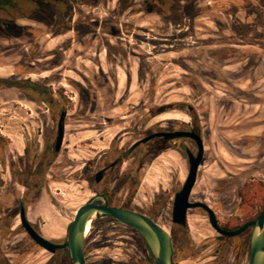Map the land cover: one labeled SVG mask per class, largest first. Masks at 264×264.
<instances>
[{
  "label": "rangeland",
  "instance_id": "obj_1",
  "mask_svg": "<svg viewBox=\"0 0 264 264\" xmlns=\"http://www.w3.org/2000/svg\"><path fill=\"white\" fill-rule=\"evenodd\" d=\"M51 5L15 11L16 27H0V78L30 75L49 84L52 104L67 105L61 151L40 156L51 119L44 124L36 108L42 104L14 101L17 90L0 87V264L51 263L54 256L17 230L18 202L41 230L54 220L65 238L76 209L93 195L86 177L103 162L98 156L124 150L147 155L141 189L127 204L169 231L175 264H247L250 228L220 236L200 208L187 211L184 225L172 222L187 171L175 144L184 141L155 140L153 156L150 144L131 143L189 124L192 107L209 139L190 200L205 198L226 229L262 211L264 0ZM124 160L125 168L131 160ZM83 253L86 264H158L134 229L106 218L93 220Z\"/></svg>",
  "mask_w": 264,
  "mask_h": 264
},
{
  "label": "flooded vegetation",
  "instance_id": "obj_2",
  "mask_svg": "<svg viewBox=\"0 0 264 264\" xmlns=\"http://www.w3.org/2000/svg\"><path fill=\"white\" fill-rule=\"evenodd\" d=\"M18 67H19V64L15 65L14 69H16ZM14 73H15L14 71H11L8 73V75H10V76L5 77L4 79L0 78V87L1 88H14L15 90H17V92L15 93L16 99L14 101H18V99L21 98L23 100L32 101L34 104H36V103L42 104V106L37 105L36 108H37L38 114L40 115L39 119H40V121L44 120V124H47L46 119H51L52 125H51L48 133H46L45 136L43 134L44 137L42 138L43 145H45L47 143L48 147H47V149H45V147H43V149L40 152V156L43 155L44 157H46V155H48V157H50L52 153L60 152L61 147L63 146V143H64V133H65L64 128H65V120H66V114H67V105H54V104H52V101H51L52 93H51L49 87H47L49 84H47V83L41 84L39 82H33V81L28 79L30 75H27V76H24L23 78H21L18 76H14ZM60 92H62V91H60ZM162 111L163 110H161L158 113H161ZM188 112L191 115L189 124L185 125V124L172 123L171 126H168L166 128L157 129L155 131H152L149 134L159 132V131H168V132L184 131V132H192V133H194V135L199 136V138L201 139V144L203 146V150H202V154H201V161H200L198 168H197L195 183L192 186V191H193L195 184H196V181H197L199 168L201 166L202 161L204 160V158L206 156L205 149L207 147H206L205 141L207 140V138H208L207 136H209V133L205 132L204 129L201 126H199L192 107L188 106ZM52 114H53V116H52ZM59 121L61 122V134H60L59 141L57 142ZM95 123H97L96 127L101 126V125L98 126L99 121L93 122V125ZM149 134H146L143 137H140V138L134 140L131 143V147H137L140 145L146 146L147 144H150L147 148H149L152 151L150 155L153 156V154L156 153V150H157V149H155V143H154L155 140H159L162 142H168V141L176 142V141H180V140L184 141V143H181V142L178 143L177 142V144H175V149H176L177 154L180 157L184 158L186 160V163H187V171L185 173V177L180 182L179 187H178L177 191L175 192V194H176L181 189V187L185 181V178H186V175L188 172V168H189L190 157H192V156L196 157L198 155V149L199 148H198L197 140H196L195 136L194 137L182 136V137H175V138H171V137L163 138L162 136H158V137H154V138H151L149 140L143 141L142 139ZM185 141H186V143H185ZM105 153L106 152H104V154ZM210 156L213 157L214 156L213 153L212 154L207 153V157H210ZM98 157H99V160H101L103 162L101 164L99 163V165L97 164V168L93 171V173H91L90 175H88L86 177L87 186L92 188L93 194L95 193V194L103 195L106 199V203L108 206L122 207V208L131 209V210H135V211L143 213L142 211H140L136 208H132L127 203H130L129 202L130 195L133 192L141 189L140 186H141V183L143 181V175H142L143 165L147 161L146 160L147 155L146 154H144V155H133L130 157V154L128 153V151L124 150L120 155L114 156L112 158H109L108 156H105V155H101ZM124 159H130L131 160V162L125 168L123 167V165H124L123 163L125 161ZM143 161H144V164H142ZM192 191H191V193H192ZM122 192L124 193L122 200L117 201V200H119V194ZM189 200H190V198H189ZM202 202H204V203L206 202V204L211 208L210 204L207 202V200L205 198L203 199ZM95 203L101 204L102 201L97 200ZM196 208L202 209L206 213L207 218H208L209 215H208V212L206 210H204L201 207H196ZM21 209H23V211L25 213V218H26L27 222L30 224V226L33 228V230H35L38 234H40L41 236H43L44 238L48 239L49 241H51L52 243H55V244H62L65 242L66 237L59 239L60 237H62V234H63V230L60 229V225H57V223L54 220H50L48 222L46 229L41 230L38 220L32 219L28 216V207L24 204V201L21 200L17 204V210H16V213L14 214V219L16 218L18 221V223L16 225V226H18L17 230L18 231L21 230L24 233V235L32 242V244L38 246L39 248H42L30 238V236L26 232L25 228L23 227L21 220H20ZM211 210L213 211V213L215 215L214 210L212 208H211ZM103 218H106L107 220L119 223L118 221H116L110 217H102L101 219H103ZM171 219H172V216H171ZM186 219H187V217H186ZM215 219L217 221V224L221 228L226 229L220 225L216 215H215ZM208 221H209V219H208ZM92 222H91V224H92ZM188 222H190L189 219H188ZM175 224H178V223H175ZM180 225H184V224H180ZM10 229H12V228H10ZM240 234H238V235H240ZM219 235L224 236L221 234H219ZM42 249H44V248H42ZM49 253L51 254V256H54L53 261L49 264H70L66 247L56 248L53 252H49ZM248 263H249V250H248V262H247V264Z\"/></svg>",
  "mask_w": 264,
  "mask_h": 264
},
{
  "label": "water",
  "instance_id": "obj_3",
  "mask_svg": "<svg viewBox=\"0 0 264 264\" xmlns=\"http://www.w3.org/2000/svg\"><path fill=\"white\" fill-rule=\"evenodd\" d=\"M60 134L61 122L59 121L57 142L59 141ZM158 136H162L163 138L195 136L199 148L198 155L190 157L185 181L181 189L174 196L171 212L172 221L178 224H185L187 210L201 207L208 212L210 225L221 235L232 237L250 228L248 264H264V208L254 219L243 223L235 229L221 228L217 224L213 211L206 203L189 200L203 150L199 136L194 135L192 132L159 131L145 136L142 140L146 141ZM97 200L102 201V203H95ZM102 217H110L121 224L133 228L143 238L158 264H175L172 237L167 229L144 213L122 207L108 206L105 197L101 194L94 193L86 203L76 209L73 220L67 230L66 240L62 244L52 243L38 234L27 222L23 209L20 212L21 223L30 238L49 252H53L56 248L66 247L70 264H86L83 253L86 224L89 221L92 222L94 219Z\"/></svg>",
  "mask_w": 264,
  "mask_h": 264
},
{
  "label": "trees",
  "instance_id": "obj_4",
  "mask_svg": "<svg viewBox=\"0 0 264 264\" xmlns=\"http://www.w3.org/2000/svg\"><path fill=\"white\" fill-rule=\"evenodd\" d=\"M63 3L65 0H0V27L12 29L15 26L13 14L15 11H29L36 13L44 11L46 6H54L57 3ZM43 21L42 18H39ZM45 22V21H44Z\"/></svg>",
  "mask_w": 264,
  "mask_h": 264
},
{
  "label": "bare ground",
  "instance_id": "obj_5",
  "mask_svg": "<svg viewBox=\"0 0 264 264\" xmlns=\"http://www.w3.org/2000/svg\"><path fill=\"white\" fill-rule=\"evenodd\" d=\"M90 228H91V222L89 221V222H87V224H86L85 235L88 234V232L90 231Z\"/></svg>",
  "mask_w": 264,
  "mask_h": 264
}]
</instances>
